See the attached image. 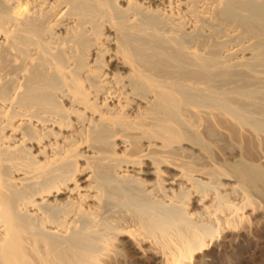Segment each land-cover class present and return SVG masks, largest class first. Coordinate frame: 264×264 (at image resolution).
<instances>
[{
    "label": "bare ground",
    "instance_id": "1",
    "mask_svg": "<svg viewBox=\"0 0 264 264\" xmlns=\"http://www.w3.org/2000/svg\"><path fill=\"white\" fill-rule=\"evenodd\" d=\"M241 234L264 0H0V264H207Z\"/></svg>",
    "mask_w": 264,
    "mask_h": 264
},
{
    "label": "rangeland",
    "instance_id": "2",
    "mask_svg": "<svg viewBox=\"0 0 264 264\" xmlns=\"http://www.w3.org/2000/svg\"><path fill=\"white\" fill-rule=\"evenodd\" d=\"M243 236L241 234L233 244L226 243L227 251H223V248L219 247L212 255L206 256L207 264H262L264 260V234H262L260 241ZM232 248H234L233 251Z\"/></svg>",
    "mask_w": 264,
    "mask_h": 264
}]
</instances>
